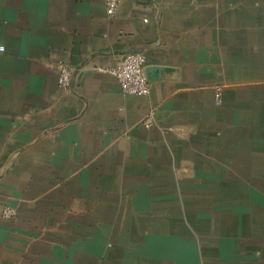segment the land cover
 <instances>
[{
	"label": "crops",
	"instance_id": "0c3cea01",
	"mask_svg": "<svg viewBox=\"0 0 264 264\" xmlns=\"http://www.w3.org/2000/svg\"><path fill=\"white\" fill-rule=\"evenodd\" d=\"M263 198L264 0H0V264H264Z\"/></svg>",
	"mask_w": 264,
	"mask_h": 264
},
{
	"label": "built area",
	"instance_id": "2783aa9c",
	"mask_svg": "<svg viewBox=\"0 0 264 264\" xmlns=\"http://www.w3.org/2000/svg\"><path fill=\"white\" fill-rule=\"evenodd\" d=\"M107 14L112 16L119 7V0H105ZM147 58L141 52H131L124 55L118 62L117 66L110 69L109 72L117 77L124 94L129 96H149L151 94V82L148 81L145 68L147 67ZM72 71L62 65L58 74V84L62 89L69 88L71 84ZM220 103L219 95H217ZM148 126H152L149 122ZM4 218H13L16 210L10 206L3 209Z\"/></svg>",
	"mask_w": 264,
	"mask_h": 264
},
{
	"label": "water",
	"instance_id": "95a60500",
	"mask_svg": "<svg viewBox=\"0 0 264 264\" xmlns=\"http://www.w3.org/2000/svg\"><path fill=\"white\" fill-rule=\"evenodd\" d=\"M165 69L157 66H147L145 68V74L148 81L152 82L163 77Z\"/></svg>",
	"mask_w": 264,
	"mask_h": 264
},
{
	"label": "rangeland",
	"instance_id": "374dc122",
	"mask_svg": "<svg viewBox=\"0 0 264 264\" xmlns=\"http://www.w3.org/2000/svg\"><path fill=\"white\" fill-rule=\"evenodd\" d=\"M260 224L262 226H264V221L261 222ZM262 226H258V224H257L256 227L252 229L253 237L257 238L258 241H260L261 246L264 244V229L261 228ZM262 252H264V251H262Z\"/></svg>",
	"mask_w": 264,
	"mask_h": 264
}]
</instances>
